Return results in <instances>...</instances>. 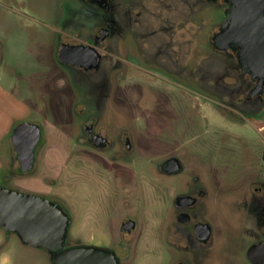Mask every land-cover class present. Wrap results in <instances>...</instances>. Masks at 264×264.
<instances>
[{
  "label": "flooded vegetation",
  "instance_id": "af4514ba",
  "mask_svg": "<svg viewBox=\"0 0 264 264\" xmlns=\"http://www.w3.org/2000/svg\"><path fill=\"white\" fill-rule=\"evenodd\" d=\"M192 5L219 9L224 18L230 3L70 0V17L57 20L62 33L55 48L56 62L73 84L84 87L80 89V101H71L67 133L60 128L58 135L68 138V153L74 158L75 169L76 158H85L91 172L111 191L107 207L110 222L105 227L109 235L98 247L114 252L120 264H132L139 254L146 253V248L155 264H237L238 254L232 251L236 243L245 246L240 255L245 264H264L263 149L261 169L246 185L227 195L210 167L186 155L173 136L161 134L151 119L149 129L140 131L126 113L125 101H109L116 73L147 69L161 77L187 79L190 55L207 53L219 60L200 61L195 81L214 95L226 97L228 101L219 102L241 115L261 118L264 90L251 95L255 81L239 64L235 47L227 51L215 48L213 36L220 23L213 25L216 28L207 39L199 40L196 30L202 28L201 22L190 23L188 18ZM192 29L196 34L190 36ZM200 42L205 44L197 50ZM63 45L93 48L98 62L91 65L76 58L63 62ZM226 78H233L234 83L226 82ZM40 130L32 168L39 171L42 150L51 141ZM45 185L50 188L46 179ZM37 195L59 204L67 213L59 199ZM145 202L153 208L154 222L148 228L141 221ZM143 231L148 240L141 249L139 235ZM78 245L81 243L66 238L65 247ZM251 247L256 249L250 257Z\"/></svg>",
  "mask_w": 264,
  "mask_h": 264
},
{
  "label": "rangeland",
  "instance_id": "374dc122",
  "mask_svg": "<svg viewBox=\"0 0 264 264\" xmlns=\"http://www.w3.org/2000/svg\"><path fill=\"white\" fill-rule=\"evenodd\" d=\"M69 3L70 0H0V186L59 199L70 217L67 239L98 247L109 235L105 227L111 191L91 172L85 158H76L75 169L74 158L68 153V138L58 135L60 128L67 133L71 101H80V89L84 88L81 83L73 84L55 59L62 33L57 20L70 17ZM188 18L190 23L201 22L202 28L196 30L201 40L215 30L213 25L221 23L223 13L192 5ZM203 44L200 42L196 49H203ZM215 59L219 60L207 53L201 57L191 54L187 79L182 80L175 76L161 77L147 69L116 73L109 101H125V111L140 131L149 129L151 119L161 134L173 136L186 155L210 167L229 195L234 188L246 185L262 167L264 111L259 120L241 115L219 102L228 101L226 97L214 95L195 81L197 69L202 65L199 62ZM225 81L234 83L233 78ZM24 122L41 127L51 141L41 153L42 170L21 174L10 135ZM144 189L148 194V189ZM143 204L141 221L148 228L154 222L153 208L150 202ZM147 237L146 231L140 232L141 249ZM244 248L237 243L232 246V251L238 254L237 264H245L240 259ZM0 264L51 262L46 251L28 247L15 234L0 228ZM132 264L155 263L146 248V253L139 254Z\"/></svg>",
  "mask_w": 264,
  "mask_h": 264
},
{
  "label": "water",
  "instance_id": "95a60500",
  "mask_svg": "<svg viewBox=\"0 0 264 264\" xmlns=\"http://www.w3.org/2000/svg\"><path fill=\"white\" fill-rule=\"evenodd\" d=\"M230 3L213 36L216 49L237 51L239 64L255 81L251 95L264 90V0H227ZM98 62L93 48L63 45L60 59ZM40 127L21 123L10 135L11 145L21 174L32 170ZM70 218L62 207L37 194L19 192L0 186V228L15 234L26 246L46 251L51 264H120L115 253L97 246L65 247ZM255 247H251V257Z\"/></svg>",
  "mask_w": 264,
  "mask_h": 264
},
{
  "label": "trees",
  "instance_id": "16d2710c",
  "mask_svg": "<svg viewBox=\"0 0 264 264\" xmlns=\"http://www.w3.org/2000/svg\"><path fill=\"white\" fill-rule=\"evenodd\" d=\"M263 158H264V148H263Z\"/></svg>",
  "mask_w": 264,
  "mask_h": 264
}]
</instances>
